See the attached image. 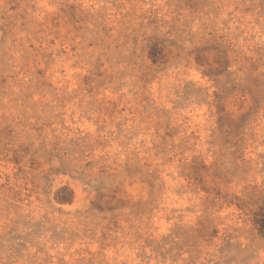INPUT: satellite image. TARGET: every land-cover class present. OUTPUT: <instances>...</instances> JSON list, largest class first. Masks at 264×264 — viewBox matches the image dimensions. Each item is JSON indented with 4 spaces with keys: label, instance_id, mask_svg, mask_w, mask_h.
<instances>
[{
    "label": "rangeland",
    "instance_id": "rangeland-1",
    "mask_svg": "<svg viewBox=\"0 0 264 264\" xmlns=\"http://www.w3.org/2000/svg\"><path fill=\"white\" fill-rule=\"evenodd\" d=\"M0 264H264V0H0Z\"/></svg>",
    "mask_w": 264,
    "mask_h": 264
}]
</instances>
